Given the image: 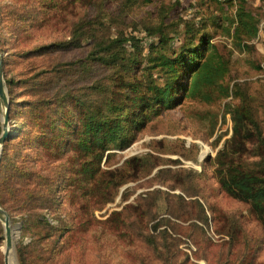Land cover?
I'll use <instances>...</instances> for the list:
<instances>
[{"label": "rangeland", "instance_id": "obj_1", "mask_svg": "<svg viewBox=\"0 0 264 264\" xmlns=\"http://www.w3.org/2000/svg\"><path fill=\"white\" fill-rule=\"evenodd\" d=\"M238 7L0 0L4 84L14 81L5 84L10 139L0 154V207L15 264H264V215L222 187L242 172L264 181L255 166L264 155V0L243 4L257 20L251 41L234 35ZM158 29L170 39L168 53L204 35L224 75L197 97L140 113L122 148L113 141L106 151H81L80 139L61 134L60 114L70 106L72 120L129 117L130 107H119L148 96L151 81L163 84L150 63L161 52ZM130 38L136 47L120 43ZM2 114L0 105V134ZM4 251L0 223V264Z\"/></svg>", "mask_w": 264, "mask_h": 264}, {"label": "trees", "instance_id": "obj_2", "mask_svg": "<svg viewBox=\"0 0 264 264\" xmlns=\"http://www.w3.org/2000/svg\"><path fill=\"white\" fill-rule=\"evenodd\" d=\"M234 1L239 4L237 27L234 35L240 41H251L258 33L257 20L251 14L245 12L243 8L245 0ZM156 35L159 39L158 45L161 48V52L150 63L151 69L155 70L163 79V84H157L156 82L158 81L156 79L151 81L148 96L132 95L129 105L119 107V110H125L130 107V112L127 113L130 115L129 117H125L122 114L123 111H114L113 119H104L92 113L86 114L81 121L78 117L72 120L70 106L65 107V111L60 114L59 129L61 134L66 136V139L69 137L80 139L77 145L81 151L96 153L98 147L106 151L105 143L108 145L113 141L116 143L117 148H122L127 141V132H129L130 127L132 124H141L137 120H142L145 117L144 115H146L145 112H157L160 108L169 109L174 104L182 101L184 97H197L204 86L214 85L224 75L225 66L220 62H216L215 56L211 54L214 47L210 45L209 40L204 35L199 38L197 46L183 45L178 52L173 53H168L166 48L170 39L163 34L161 29L157 30ZM131 40L134 41V47H136L138 41L134 38L123 39L120 43L127 44ZM101 45L100 43L99 46ZM58 47H61L60 44L48 46L49 49ZM163 50H165L164 53ZM94 51L90 54V57L96 56L98 53L96 52L98 50ZM114 61L117 62L118 58H115ZM40 73L39 75H42L46 72ZM13 83V80L5 79V84L8 88ZM112 107L118 109L117 105H112ZM97 117L100 118L97 119ZM78 124L82 127L81 132L77 128ZM252 126L256 131H259L257 124L253 120ZM9 139L10 136L7 140ZM38 140L40 143H44V134L39 136ZM255 166L258 174H264V155L261 163ZM222 187L230 195L242 201H249L256 215H264V181L257 178L256 174L244 172L238 175L230 174L229 180L223 182ZM0 206L3 207V203L0 202Z\"/></svg>", "mask_w": 264, "mask_h": 264}, {"label": "water", "instance_id": "obj_3", "mask_svg": "<svg viewBox=\"0 0 264 264\" xmlns=\"http://www.w3.org/2000/svg\"><path fill=\"white\" fill-rule=\"evenodd\" d=\"M0 105L2 108V118H1V134H0V154L2 152V147L5 141L10 136V128H9V100L6 91V87L4 84V76L2 69V59L0 57ZM0 223H2L4 227V235H5V251L4 257L5 262L7 264L6 258L10 251L13 248V231L10 226V218L8 214L0 207Z\"/></svg>", "mask_w": 264, "mask_h": 264}, {"label": "bare ground", "instance_id": "obj_4", "mask_svg": "<svg viewBox=\"0 0 264 264\" xmlns=\"http://www.w3.org/2000/svg\"><path fill=\"white\" fill-rule=\"evenodd\" d=\"M7 264H15L12 251H10L6 258Z\"/></svg>", "mask_w": 264, "mask_h": 264}]
</instances>
